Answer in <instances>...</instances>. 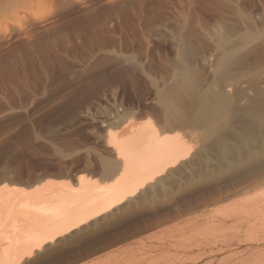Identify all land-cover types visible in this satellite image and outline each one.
<instances>
[{
  "label": "rangeland",
  "instance_id": "374dc122",
  "mask_svg": "<svg viewBox=\"0 0 264 264\" xmlns=\"http://www.w3.org/2000/svg\"><path fill=\"white\" fill-rule=\"evenodd\" d=\"M0 17L6 26L15 22L0 32V182L26 189L45 179L76 186L80 174L112 179L101 169L114 158L106 130L122 134L127 122L145 121L168 127L159 96L185 72L193 78L180 100L188 113L196 88L205 91L215 79L217 31L233 49L228 79L234 81L224 92L237 104L226 117L238 126L239 111L264 96V0H0ZM182 122L166 131L181 133ZM194 130L192 157L177 173L44 245L23 264H106L110 254L124 251L114 264H148L175 254L185 237L205 239L197 264H264V224L232 230L238 207L255 210L264 201V156L215 167L208 129ZM206 145L210 155L203 157ZM205 159L208 168L201 166ZM215 222L231 232L200 237ZM168 235L173 239H156Z\"/></svg>",
  "mask_w": 264,
  "mask_h": 264
},
{
  "label": "bare ground",
  "instance_id": "6f19581e",
  "mask_svg": "<svg viewBox=\"0 0 264 264\" xmlns=\"http://www.w3.org/2000/svg\"><path fill=\"white\" fill-rule=\"evenodd\" d=\"M13 23H15L14 19H9L7 21L9 25ZM9 25H4L3 19L0 17V32H3ZM216 34L219 40V55L214 70V76L216 75L215 79L211 86L205 88V91L204 89L197 90L196 88L195 93L197 96L188 113L183 111V105L180 104V100L185 93V90L182 91V88L185 87L187 90L190 89L193 85V78H191V74L185 72L179 79H175L174 84L167 87L159 96L160 104L164 108L165 113L164 121L162 122L166 120L169 128L162 123L164 128L151 121L147 123L145 121V123L141 125L127 122L124 127L120 129L126 128L125 132H122V134H118L117 131L110 130V128L106 130L107 142L105 147L112 149L111 153L114 155V158L112 160L108 159L102 161L101 169L104 178L112 177V179L106 182H98L96 179L89 178V176L84 177V174H80L76 178V186L72 184V182L62 179L57 181H48L45 179L37 184L34 183L30 185V187L26 189L1 180L0 264H23L26 259L30 258L44 245L52 243L58 238L80 228L96 218L113 211V209L118 208V206L123 203L127 201L130 202L131 198L143 193V190L148 188L151 184L160 182L162 176L177 173L181 166L185 165L187 160L192 157L189 139L195 134L194 128L208 129L207 137L210 138V147L217 153L215 167L221 168L226 165L231 166L234 164L253 162L258 157L262 158V156H264V96L260 99L262 96L259 97L258 95L260 92L258 93L257 91V96L260 100L257 99L255 102L251 100L253 102L251 106L255 105V107H248V105L247 107L249 109H241L242 107H239L241 110L238 111L242 115V120L239 121L240 123L238 126L234 123L235 120L226 117L229 110H231L236 103L231 99L232 97L229 98V95L224 92L225 86L230 84L228 76L233 66V60L231 59L233 49L228 46V41L221 31H217ZM227 80L228 82L226 83ZM214 86L217 90L213 88ZM241 99L242 98H239L240 101ZM234 100L236 99L234 98ZM179 120H181V122L184 121L185 124L182 122L181 125L183 124L186 130L182 125L184 129L181 128L182 126H179V128L182 129V132L185 130L183 133H177L175 131L174 133L167 132L169 130L166 128L172 129V125L177 122L179 124ZM213 122L218 123L215 126H211ZM177 126L178 125H174L175 128ZM174 127L173 129H175ZM187 128L189 131H187ZM207 146L208 145L201 149L203 157L210 155L207 150V148L210 147ZM201 166H203L202 168L210 167L208 159L203 160ZM262 182L264 181L262 180ZM256 187L258 186L256 185ZM263 190L264 188L260 190V193L258 191H255L256 193L253 192L257 197L260 194L262 200L258 198L259 201L264 200L261 196V193H264ZM247 191H249V189ZM255 195L251 194L249 196ZM253 198L248 197L246 201ZM250 201L252 202L254 199ZM249 203L248 201V204ZM244 205L238 207V210L240 208V212L234 210L235 214L236 212L237 214L240 213V216L235 220V224H232V230L236 232L241 229L240 227L244 223H254L255 225L264 224V201L261 206L257 205L258 208L256 206L255 210ZM227 209H229V206ZM218 213H220V211ZM225 225L226 224L223 225L222 223L219 224L215 222L214 225L212 224L209 228L206 227L209 231V233H207L210 235L202 234L200 237H211L215 232H217L216 234L218 235V233H222L218 231H228L231 226L230 228L228 227L229 229H225ZM229 231L231 232V230ZM215 235L213 237H215ZM173 236L168 235L163 239L156 236V239L158 241L162 240L163 242H167L168 239H173ZM195 238L196 237L183 238L181 240L183 246L180 245L181 243L176 244L175 254L167 253L170 255L165 254V257L154 260L151 256L152 261L148 264H197L205 255L204 252H200L203 248L202 245L205 239L200 241L201 238L198 241V237ZM173 242L175 243L177 241ZM189 244L191 245L188 247ZM162 245L163 247L165 246L164 244ZM184 246H187V248H183ZM180 247L183 250L177 249H180ZM191 247H195V249L198 248V250H196L199 252L195 255H187L186 251H192ZM125 254V251L124 253L122 252L116 255L110 254L111 256L109 258L107 257V260H105L106 264L116 263V261L120 259L118 258L119 255L124 258L123 256ZM130 260L132 261V259ZM94 264H100V262H95Z\"/></svg>",
  "mask_w": 264,
  "mask_h": 264
}]
</instances>
